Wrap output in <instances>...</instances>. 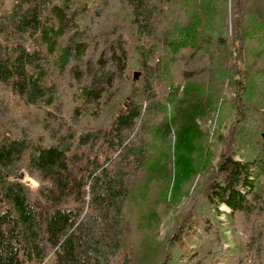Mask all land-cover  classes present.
<instances>
[{"label":"trees","instance_id":"obj_1","mask_svg":"<svg viewBox=\"0 0 264 264\" xmlns=\"http://www.w3.org/2000/svg\"><path fill=\"white\" fill-rule=\"evenodd\" d=\"M230 4L0 14V264H264V19Z\"/></svg>","mask_w":264,"mask_h":264},{"label":"rangeland","instance_id":"obj_2","mask_svg":"<svg viewBox=\"0 0 264 264\" xmlns=\"http://www.w3.org/2000/svg\"><path fill=\"white\" fill-rule=\"evenodd\" d=\"M3 4L0 7V14L6 13L10 11L12 3L14 0H2ZM230 11L227 16V21L230 24L232 28L233 34L236 31L237 28V20H236V10L238 7V3L241 5L243 11H255L260 17L264 19V0H230ZM234 43V41H233ZM230 59L232 60L231 56ZM234 91L230 88H227V94H231ZM209 124V122H208ZM204 127H206L207 124H203ZM218 149L216 151V154L218 155L220 151L224 150L225 144L219 142L217 144ZM224 209L227 210L226 207ZM219 218L222 220L223 224L226 226V236H227V243L226 246L231 251L234 252H243L245 250V243L242 238V236L234 229L230 219L226 215L225 212H222L219 214ZM197 244H200V239H198ZM49 264V263H47ZM233 264V263H231ZM242 264H247L246 262Z\"/></svg>","mask_w":264,"mask_h":264},{"label":"water","instance_id":"obj_3","mask_svg":"<svg viewBox=\"0 0 264 264\" xmlns=\"http://www.w3.org/2000/svg\"><path fill=\"white\" fill-rule=\"evenodd\" d=\"M140 75V72L139 71H136L135 72V76L138 77Z\"/></svg>","mask_w":264,"mask_h":264}]
</instances>
